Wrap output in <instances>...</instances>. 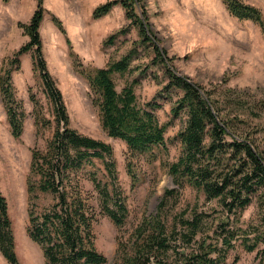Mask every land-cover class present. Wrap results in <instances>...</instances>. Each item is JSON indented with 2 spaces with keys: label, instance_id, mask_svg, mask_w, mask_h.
<instances>
[{
  "label": "trees",
  "instance_id": "trees-1",
  "mask_svg": "<svg viewBox=\"0 0 264 264\" xmlns=\"http://www.w3.org/2000/svg\"><path fill=\"white\" fill-rule=\"evenodd\" d=\"M222 1L232 16L241 21L252 20L264 31V16L259 9L241 0ZM117 6L125 10L131 24L110 36L106 43L114 44L134 26L140 36L137 46L120 60L90 71L78 57L75 58L76 69L88 79L96 94L95 103L100 108L104 129L110 137L124 141L134 155H150L154 159L155 148H167L169 123L162 124L156 115L162 109L159 96L141 105L135 89L138 81L119 91L114 79L116 74L133 71L132 61L139 55V48L154 54L151 65L160 66L164 71L168 82L161 94L165 97L177 95L171 110L173 118L187 116L185 127L177 135L182 144L181 155L168 163L175 187L166 191L157 215L137 228L122 264H228V254L239 238L243 239L248 251H255L264 244V231L233 226L230 217L239 218L258 201L263 228L257 229L264 230V148L260 131H251L239 115H226L213 94L178 73L151 30L144 0L109 1L94 10L93 18L101 19ZM45 11L44 0H37V10L31 21L20 24L30 42L13 58L4 61L0 71L1 96L15 138H21L24 133L26 113L16 96L12 68L19 69L21 57L32 50L34 69L40 72L54 105L57 127L53 138L45 150L35 148L32 151L27 180L28 234L40 246L45 264H107V257L97 248L95 228L104 216L122 227L129 211L120 187L111 189L98 174L96 160L101 161L109 176L117 180L113 148L79 133L70 125L63 95L43 55L40 29ZM53 21L66 35L62 21L55 16ZM70 48L73 51L72 46ZM155 77L159 79V75ZM31 100L39 126L43 119L39 113L42 106L33 94ZM235 104L237 109L244 108L238 102ZM134 167V160L129 159L127 169L133 178ZM187 185L202 193L207 202H216L226 216L213 235L205 234L206 219L197 211L190 218L179 219L172 229L167 227L165 212ZM43 196H50L51 203L42 206ZM0 250L10 264H19L9 204L1 192Z\"/></svg>",
  "mask_w": 264,
  "mask_h": 264
},
{
  "label": "rangeland",
  "instance_id": "rangeland-1",
  "mask_svg": "<svg viewBox=\"0 0 264 264\" xmlns=\"http://www.w3.org/2000/svg\"><path fill=\"white\" fill-rule=\"evenodd\" d=\"M109 1L113 0H44L46 11L40 34L44 59L63 95L71 127L113 148L117 180L109 176L101 161L96 160V165L99 177L109 183L111 189L120 187L128 217L126 223L118 227L104 216L95 233L97 248L107 257V264H122L137 228L157 215L166 191L175 187L168 163L181 155L182 144L177 135L185 127L187 116L173 118L171 110L177 95L161 94L168 82L164 71L160 66L151 65L154 54L139 48V55L132 61L133 71L116 74L114 79L119 91L138 81L135 89L141 105L159 96L162 109L156 115L162 124L169 123L167 148H155L154 159L150 155H134L124 141L110 137L104 129L100 108L95 103L96 94L88 79L76 69L75 58L78 57L89 71L104 68L126 56L140 40L139 30L133 26L114 44L106 43L110 36L131 24L121 6L101 19L93 18L94 10ZM241 1L259 9L264 16V0ZM144 4L151 30L178 73L213 94L226 115H239L251 131H260L264 148V31L261 27L252 20L241 21L232 16L222 0H144ZM36 10L37 0H9L7 3L0 0V71L4 61L13 58L30 42L20 24H28ZM54 16L62 21L66 35L54 23ZM33 57L34 50L21 57L19 69L12 68L16 96L26 113L24 133L19 139L12 134L0 91V192L9 204L19 264H45L40 246L28 234L27 180L33 149L45 150L57 127L53 102L40 72L34 69ZM32 94L42 106L39 113L43 119L39 126ZM236 101L244 106L242 110L235 107ZM129 159L135 162V178L128 173ZM51 201L50 196H43L40 202L45 206ZM195 211L203 213L206 219L205 234L213 235L219 223L226 220L216 202H207L202 193L187 185L165 212L167 227L172 229L179 219L190 218ZM230 220L233 226L244 230L264 231L257 229L263 228L258 201L239 218L230 217ZM263 251L264 244L253 252L248 251L239 238L227 262L264 264ZM0 264H10L1 250Z\"/></svg>",
  "mask_w": 264,
  "mask_h": 264
}]
</instances>
